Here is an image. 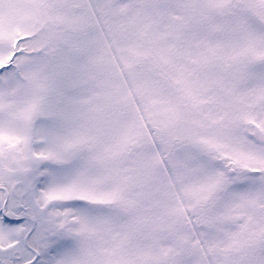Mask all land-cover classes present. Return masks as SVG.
<instances>
[{"label":"snow or ice","instance_id":"obj_1","mask_svg":"<svg viewBox=\"0 0 264 264\" xmlns=\"http://www.w3.org/2000/svg\"><path fill=\"white\" fill-rule=\"evenodd\" d=\"M0 264H264V0H0Z\"/></svg>","mask_w":264,"mask_h":264}]
</instances>
